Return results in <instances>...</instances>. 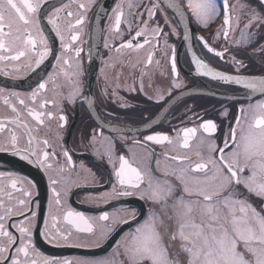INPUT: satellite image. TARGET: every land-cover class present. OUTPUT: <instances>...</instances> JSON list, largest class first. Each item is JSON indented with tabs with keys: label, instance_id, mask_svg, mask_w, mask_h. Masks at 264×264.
I'll list each match as a JSON object with an SVG mask.
<instances>
[{
	"label": "flooded vegetation",
	"instance_id": "flooded-vegetation-1",
	"mask_svg": "<svg viewBox=\"0 0 264 264\" xmlns=\"http://www.w3.org/2000/svg\"><path fill=\"white\" fill-rule=\"evenodd\" d=\"M249 1L228 0L231 28L226 40L223 0H213L216 14L208 19L207 27L193 17L187 0H42L37 19L43 42L37 38L36 47L19 61H0V122L4 124L0 145L5 147L0 151V200L4 205L0 215L13 209L3 223L15 237L11 245L0 237V245L8 248L0 254V264H12L13 259L22 264L35 259L43 264L45 258L72 264H129L124 255L129 234L165 209L162 200L148 198L149 184H159L163 191L171 186V203L180 197L197 199L183 192L173 173L209 160L220 167L219 149L231 160L232 130L239 139L264 106V91L204 75L194 62L199 59L214 72L228 76L264 79V19L254 18H264V0H251L252 5ZM170 4L182 7L185 17H176ZM120 12L117 30L115 18ZM49 19L56 20V27ZM77 19L83 23L77 25ZM137 32L142 34L137 37ZM71 35L78 38L72 41ZM129 41L132 48L121 47ZM205 41L223 56L208 52ZM136 44L143 46L136 48ZM45 50L48 55L37 65L39 53ZM41 83L44 89L39 88ZM177 83L179 87L174 86ZM29 111L42 113L43 123ZM208 121L216 125L211 133L202 127ZM184 129L196 130L189 135L187 148L183 147ZM156 134L167 135L172 143L145 140ZM45 151L49 153L46 159ZM121 156L141 173L143 182L138 189L119 183L116 171ZM212 168L209 163V171ZM249 174L246 168L243 176ZM14 181L16 188H12ZM124 191L132 195H121ZM230 191L258 208L264 205V197L242 184H233ZM55 192L60 193L59 205ZM21 199L25 205L18 203ZM68 212L83 214L95 235L79 231L83 223L75 216L66 219ZM105 213L109 220H99ZM29 221L30 237L22 236L19 228L29 226ZM102 225L112 228L106 239L99 237ZM169 225L170 237L178 229L173 221ZM28 239L31 247L26 258L17 249ZM166 243L170 256L173 249L179 254L173 257L180 259L178 264H187L180 239Z\"/></svg>",
	"mask_w": 264,
	"mask_h": 264
},
{
	"label": "snow or ice",
	"instance_id": "snow-or-ice-1",
	"mask_svg": "<svg viewBox=\"0 0 264 264\" xmlns=\"http://www.w3.org/2000/svg\"><path fill=\"white\" fill-rule=\"evenodd\" d=\"M42 0H0V52L14 53V55H0V61L11 60L19 61L22 57H26L30 51L36 47L37 38L43 42L42 34L39 31V22L37 14L40 10ZM81 8L85 6L80 5ZM187 7L196 20L208 26V19L216 14L213 0H187ZM154 9L149 15H154ZM224 25L227 26L223 32L224 38L227 40L229 30L231 28V18L229 15L228 0H223ZM71 15V13H69ZM120 12L115 18L116 29L119 30L121 23ZM49 23L56 27V20L49 19ZM82 19H77L76 24H82ZM251 24L245 27H250ZM33 29L37 33V37L33 36ZM58 31V29H57ZM142 33L137 32L139 37ZM78 37L71 35L70 39L75 41ZM63 39V37L61 38ZM203 40V38H200ZM148 41L145 40V43ZM143 45L136 44V48ZM204 46L208 52H214L216 56H223L222 52L215 50L207 45ZM67 47V45H64ZM121 47L132 48L133 44L129 41L122 44ZM80 50L76 49V54L79 55ZM48 55L45 50L39 53V59L35 61L39 65ZM148 62L151 63V55L148 57ZM197 66V71L226 81H234L237 84H243L244 87L260 91H264V79H245L242 77H233L224 75L219 72H214L203 61L196 59L194 61ZM68 63L67 60L64 61ZM239 64L238 61L235 62ZM173 72H175V62L173 61ZM67 75V74H66ZM175 87L180 85L174 84ZM40 89L45 88V84L39 85ZM78 91V88L76 89ZM76 92H73L75 95ZM35 97V93H33ZM162 98V97H160ZM20 104H24L20 100ZM43 108L44 105H41ZM15 111V108H13ZM29 115L39 123H43L41 119L42 113L29 111ZM51 116V114H48ZM61 120L64 117H60ZM15 123V121H13ZM27 129V125H24ZM205 132H213L216 125L208 121L202 125ZM4 128L3 122H0V130ZM30 131V130H28ZM195 129H184V144L183 147H188V137L195 133ZM145 140L152 141L157 144L164 142L172 143L170 138L164 134L148 135ZM231 142L233 147L230 153L232 159L226 160L224 149H219L220 152V167L216 163L209 160L207 163H195L191 169H179V173H173L183 185V192L188 196H196L195 200H185L180 197L177 204L182 211L177 214L176 223L178 230L170 237L168 236V226L162 219L155 215L149 216L143 223L139 224L135 231L129 234V239L124 245V255L127 257L129 264H178L169 254V246L167 240L181 241V249L187 255V264H264V215L257 212L251 204L244 200L236 198L234 192L230 191L232 185H243L249 192L255 193L257 196L264 197V106H262L261 114L258 115L254 122L249 125L247 132H242L237 139L236 130H232ZM32 140L29 139L31 145ZM47 144V140L44 141ZM17 144L16 135L11 136V145L15 149ZM229 147V141L225 140V148ZM5 147L0 145V151H4ZM16 154H19L18 152ZM32 155H36L35 152ZM49 153H43L44 158L48 157ZM65 152V156H67ZM69 162L71 158L68 157ZM120 167L116 171V177L122 186L127 185L130 188L138 189L143 182V177L137 168L132 167L128 160L123 156L120 158ZM179 160V157H173ZM187 159V158H185ZM243 161V162H241ZM37 163L43 165L42 160H37ZM211 163L213 168L208 169V164ZM248 169L249 175L243 176L245 169ZM191 173H203L202 176H195ZM56 183V181H53ZM12 188H16V182L12 183ZM150 195L149 199L154 202L166 200V197L171 194L172 187L169 186L166 191L160 189L159 184L155 187L149 184ZM227 192V195L222 193ZM56 203L60 204V193L55 192ZM25 196H30V193L25 191ZM121 195H132V192L124 191ZM11 198V194H8ZM143 198V197H141ZM20 205H25L26 201L21 199L18 201ZM3 201L0 200V208H3ZM198 211V216L195 215ZM13 209H5V213L0 215V237H6L8 244L15 243V237L5 230L4 219L12 214ZM75 216L83 223V227L78 226L81 232L92 233L95 235L94 228L84 218L81 213L68 212L66 219ZM133 219L135 214L133 213ZM171 219V218H170ZM101 221H108L107 213L99 217ZM69 222H72L71 220ZM30 221L29 226H21L19 228L22 236L30 237ZM120 223V221H113ZM127 223V221H124ZM112 228L108 225H102L99 237L106 239ZM61 239L67 240V236H60ZM52 239H56L53 236ZM31 240L27 242L21 241V246L17 249L18 253H23L24 257L29 256ZM8 251V248L0 245V254ZM250 257V258H249ZM12 264H22L18 259H13ZM24 264H29L25 261ZM30 264H37L35 259L30 261ZM43 264H72L68 260H48L44 259ZM97 264H106V262H97Z\"/></svg>",
	"mask_w": 264,
	"mask_h": 264
},
{
	"label": "rangeland",
	"instance_id": "rangeland-1",
	"mask_svg": "<svg viewBox=\"0 0 264 264\" xmlns=\"http://www.w3.org/2000/svg\"><path fill=\"white\" fill-rule=\"evenodd\" d=\"M251 2H253V1L250 0V1H249V4H251V5L254 4V3H251ZM256 16H257V15L254 16L255 20L263 21V20H261V19H264L263 17L260 18V17H256ZM249 19H251V17H249ZM258 24H259V23H257L256 25H258ZM241 162H243V161H241ZM166 189H168V188H166ZM169 197H171V194L168 195V196L166 197V200H162L163 202H165V209L162 211V213H159V214H152V215H155V216L159 217L160 219H162V220L164 221V223H165L167 226H169V227H170V225H169L170 222L173 221V222L175 223V228L178 229V225H177V223H176V220H177V214H178L180 211H182V209H180L179 206H178V204H177V202H178L179 199H177L176 203H175V202L171 203V202H168ZM236 198H237V199H240V200H244V201H246L247 203H249V204L252 205V202H250L249 200L245 199L244 197H239L238 195H236ZM252 207L255 208L257 212L261 213V215H264V214L262 213V212H264V205H263L262 208H260V207L258 208V206H255V205H252ZM194 214L198 216V211H197L196 213H194ZM170 218H171V219H170ZM169 227H168V228H169ZM169 243H172V240H169ZM171 249H172V248H171ZM169 254H170V253H169ZM184 254H185V253H184ZM171 255L175 258V257H177L179 254L176 253V252L172 249V253H171ZM184 257H185V260L188 259V257H187L186 254L184 255ZM249 258H250V257H249ZM177 260L179 261L180 259L178 258ZM179 264H181V263H179Z\"/></svg>",
	"mask_w": 264,
	"mask_h": 264
},
{
	"label": "water",
	"instance_id": "water-1",
	"mask_svg": "<svg viewBox=\"0 0 264 264\" xmlns=\"http://www.w3.org/2000/svg\"><path fill=\"white\" fill-rule=\"evenodd\" d=\"M169 10L176 16L178 17L179 19H182L183 17H185L184 15V10L182 7H173L171 4H170V7H169ZM187 17V16H186ZM188 18V17H187Z\"/></svg>",
	"mask_w": 264,
	"mask_h": 264
}]
</instances>
